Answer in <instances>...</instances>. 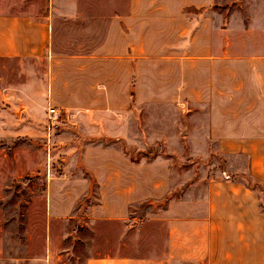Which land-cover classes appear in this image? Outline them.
Returning a JSON list of instances; mask_svg holds the SVG:
<instances>
[{
	"label": "rangeland",
	"instance_id": "1",
	"mask_svg": "<svg viewBox=\"0 0 264 264\" xmlns=\"http://www.w3.org/2000/svg\"><path fill=\"white\" fill-rule=\"evenodd\" d=\"M123 2L0 0V12L28 8L51 13V46L47 44L44 56L0 57V264H84L88 257L107 254L125 256L130 264H206V227L192 221L191 201L213 189L218 192L215 202L233 200L228 183L207 181L222 174L234 177L257 189L264 205L263 186L243 173L244 158L223 156L199 128L206 123L204 114L177 103L142 104L141 95L135 103L132 83L131 102L123 110H68L53 104L59 117L55 127L47 128L49 84L66 75L63 65L53 71L57 67L50 69L49 63L89 53L103 38L107 15ZM205 9H210L213 41H219V27L228 28L230 41L241 52L236 44L243 42L244 49V27L264 26V0H213L210 7L199 9L193 26ZM53 50L57 57L48 60ZM139 68L143 74L144 66ZM141 74L138 90L143 92ZM56 99L63 100L59 95ZM184 122L186 133L179 135ZM85 145L112 146L136 162L167 158L169 185L181 200L161 206L150 201L159 198H146L129 204L125 218L107 219L90 215L89 208L99 199L88 205V192L67 216L48 219V178L58 177L60 171L84 173L80 157ZM177 202H183L181 214L177 206L162 213Z\"/></svg>",
	"mask_w": 264,
	"mask_h": 264
},
{
	"label": "crops",
	"instance_id": "2",
	"mask_svg": "<svg viewBox=\"0 0 264 264\" xmlns=\"http://www.w3.org/2000/svg\"><path fill=\"white\" fill-rule=\"evenodd\" d=\"M212 2L124 0L107 15L103 38L89 53L64 55L63 61L49 63L50 69L57 67L53 71L63 65L66 75L49 84L48 104L68 110L119 111L131 102L132 83L135 103L141 95L142 104L177 103L204 114L206 123L199 128L206 130V138L223 156L244 158L243 173L264 187V26L244 27V49L243 42L236 44L244 52L234 47L228 28L219 27V41L214 42L210 9L202 11V19L192 28L193 18L199 17L196 10ZM50 18L49 9L44 15L28 8L0 12V57L44 56ZM252 34L257 38L249 37ZM54 53L48 60L57 57ZM140 74L143 92L138 90ZM185 133L184 122L179 135ZM80 161L97 184L99 203L89 208L91 216L123 219L129 204L160 198L169 188L167 158L130 162L118 148L85 145ZM208 182L228 183L233 200L215 202L218 192L213 189L191 201L192 221L206 227V264H264V209L256 191L229 175ZM45 185V214L53 219L69 214L88 182L62 174L48 178ZM182 204L170 203L162 213L177 206L181 214ZM130 263L125 256L108 254L84 262Z\"/></svg>",
	"mask_w": 264,
	"mask_h": 264
},
{
	"label": "trees",
	"instance_id": "3",
	"mask_svg": "<svg viewBox=\"0 0 264 264\" xmlns=\"http://www.w3.org/2000/svg\"><path fill=\"white\" fill-rule=\"evenodd\" d=\"M187 10V9H186ZM186 12H188V10L186 11ZM196 12L197 13H199L200 11L199 10H196ZM194 26H193V24H192V28H193ZM130 162H136V160H134V158H131L130 157ZM82 166V169L84 170V173H82V174H76V175H71V174H66L68 177H83V178H85L86 180H87V182H88V186H87V190H86V192H85V194L86 193H88L89 192V195L86 197V200H87V204L89 205V204H92L95 200H98L99 199V197H98V193H97V184H96V181H95V178H94V176L92 175V173L87 169V168H85L83 165H81ZM64 173H66V172H62V171H60L59 172V174L58 175H62V174H64ZM80 173H81V169H80ZM246 177L247 178H249V179H252V180H255V181H258V180H256L255 178H253V177H251V176H249L248 174H246ZM259 182V181H258ZM243 183V182H242ZM260 183V182H259ZM246 187H248V188H250L251 190H253V191H256V193H257V195H258V199H259V203H260V208H262V209H264V205L262 204V201H261V197H260V194H259V192H257V189H255L254 187H252V186H249L247 183H243ZM261 185H262V183H260ZM263 186V185H262ZM264 188V187H263ZM174 188L172 187V186H170L169 185V188H168V191L166 192V193H164L162 196H161V198H159V199H156V200H150V201H152V202H159V203H161V206H163V205H166L168 202H169V200H181V198H180V196H177V197H174L173 196V194H174ZM84 194V195H85ZM148 201V200H147ZM77 203V202H76ZM143 203V202H142ZM165 207V206H164ZM163 208V207H162ZM128 213H130L131 214V211H130V209H128Z\"/></svg>",
	"mask_w": 264,
	"mask_h": 264
},
{
	"label": "built area",
	"instance_id": "4",
	"mask_svg": "<svg viewBox=\"0 0 264 264\" xmlns=\"http://www.w3.org/2000/svg\"><path fill=\"white\" fill-rule=\"evenodd\" d=\"M59 117V109L55 106L48 105L46 109L47 128L55 127Z\"/></svg>",
	"mask_w": 264,
	"mask_h": 264
},
{
	"label": "water",
	"instance_id": "5",
	"mask_svg": "<svg viewBox=\"0 0 264 264\" xmlns=\"http://www.w3.org/2000/svg\"><path fill=\"white\" fill-rule=\"evenodd\" d=\"M184 132H185V129H182V130L180 131L181 134H183Z\"/></svg>",
	"mask_w": 264,
	"mask_h": 264
}]
</instances>
